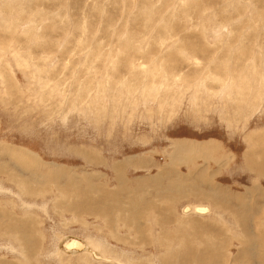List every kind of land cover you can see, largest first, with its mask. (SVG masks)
<instances>
[{
    "label": "rangeland",
    "instance_id": "obj_1",
    "mask_svg": "<svg viewBox=\"0 0 264 264\" xmlns=\"http://www.w3.org/2000/svg\"><path fill=\"white\" fill-rule=\"evenodd\" d=\"M0 264H264V0H0Z\"/></svg>",
    "mask_w": 264,
    "mask_h": 264
},
{
    "label": "crops",
    "instance_id": "obj_2",
    "mask_svg": "<svg viewBox=\"0 0 264 264\" xmlns=\"http://www.w3.org/2000/svg\"><path fill=\"white\" fill-rule=\"evenodd\" d=\"M151 156H148V157H146V156H144V157H142V162H141V164H139V165H158V161H157V159L156 160H153V158H151ZM112 169V168H111ZM107 170V171H106ZM208 171V170H207ZM111 173H112V170H111ZM109 171H108V169H103L102 170V173L101 174H98V173H96V174H93L92 172H90L89 173V181H90V184L91 183H93V187H95V191H96V194H95V196L97 195V193L100 191V190H102L101 191V194H100V199L102 200V204H101V206H103L104 207V205L106 206L107 205V200H108V196H107V186L108 185H110V183H106L107 182V179L105 178L104 179V175H106V176H108V174H111ZM198 173H201L199 170H196L195 171V173H192V175H191V178H190V181H191V183L194 181V180H196L197 179V177H198ZM100 176V177H99ZM205 176H206V178H207V176H209V174H205ZM100 179H104V181H106L105 183L103 182V181H101V182H103V183H100L99 185V187H96L97 185H98V182H99V180ZM183 179L181 178L180 179V181L179 182H181ZM177 181H178V179H177ZM185 181H186V179H185ZM188 182V181H187ZM207 182L209 183V182H211L208 178H207ZM173 183H174V181H173V179H170V184H171V187H173ZM216 183H218V182H216ZM102 184V185H101ZM219 184V186L221 187V185H220V183H218ZM218 184H215V185H218ZM218 186V187H219ZM218 187H215V188H218ZM76 188H78V187H76ZM105 188V189H104ZM222 188V187H221ZM228 188V187H227ZM219 189V188H218ZM223 189H225V187L223 188ZM226 190V189H225ZM230 190V189H229ZM203 193H205L204 195H206V194H208L206 197L208 198V197H212V195L210 194V193H207V192H205L204 190H203ZM70 195H73V198L72 199H70V202L72 203V206H70V208L69 209H67V210H65L63 213L64 214H66V215H73V218L72 219H70L67 223H68V225H71V226H74V225H80L81 223V215H84V216H86V217H89V218H91L92 217V215H88L87 213H86V210L85 211H83V209H82V207H83V205H89L88 206V208H98V204H96V198H95V201L93 200V196L94 195H91V194H89V199H84V200H82V196H83V189H76V191H73V193L72 194H70ZM81 201V203L82 204H77V201ZM86 202V201H88L89 203L88 204H86V203H83V202ZM85 207H87V206H85ZM196 207H199V206H195L194 208H196ZM206 207H209L208 205L206 206ZM79 208V209H78ZM187 208H193L192 206L191 207H187ZM187 208H185L186 210H187ZM94 217V216H93ZM76 219H79L78 221H76ZM97 219V218H96Z\"/></svg>",
    "mask_w": 264,
    "mask_h": 264
},
{
    "label": "bare ground",
    "instance_id": "obj_3",
    "mask_svg": "<svg viewBox=\"0 0 264 264\" xmlns=\"http://www.w3.org/2000/svg\"><path fill=\"white\" fill-rule=\"evenodd\" d=\"M211 147H212V145H210V147H209V145H202L201 147H199V148H194V146H193V144H189L188 143V141H186V142H182L181 144H180V147H179V149H181L182 151H180L181 153H183V151H185L186 149H190V148H193V151L191 152V154L194 156L195 154H200L201 155V153L202 152H205V153H208V152H210L211 151ZM179 152V151H178ZM187 152V151H186ZM181 153H177L178 155L179 154H181ZM185 153V152H184ZM188 154H190V152L188 151V153H186V155L185 156H187ZM26 155H28V153H26V154H22V163H19L20 165L22 164V167H24L25 169H27V160H26V158H27V156ZM177 155V156H178ZM181 155H184V154H181ZM181 155H180V157H181ZM206 156V155H205ZM42 168V167H41ZM36 169V168H35ZM40 171V170H39ZM26 182V181H25ZM186 182H187V180H186ZM27 183V182H26ZM23 185V184H22ZM28 189V188H27ZM29 194V193H28ZM30 195V194H29ZM194 207V206H193ZM193 209L192 208H187V210L186 211H192ZM195 211L194 212H196V213H199V214H205V213H207L210 209H209V207L207 208L206 206H199V207H196L195 209H194ZM208 214V213H207ZM2 236H3V234H2ZM16 238H17V240H19V242H23V243H26V244H30V241H31V239L28 237V236H25V234L24 235H21V237H18V234H17V236H16ZM21 240V241H20ZM18 242V243H19ZM31 245V244H30ZM23 246V245H22ZM26 246V245H25ZM28 246V245H27ZM62 246V252H63V250L65 251V252H69V253H71V252H74V251H78V252H81L82 250H85V248L87 249L88 247H87V245L85 244V242L84 241H80V240H77V239H75V238H68V239H65L64 241H62V243H61V245H60V247ZM77 250H76V249ZM90 249V248H89ZM27 250H29V251H26V250H24V252L25 253H31V252H34V253H36L33 249H27ZM88 250V249H87ZM92 250V249H91ZM95 250V249H94ZM25 253H22V254H25ZM75 253V252H74ZM91 253H92V255H93V257L95 258V259H97V260H102V261H105V259L100 255V254H98L97 252H95V251H91ZM91 255V254H90ZM107 259V258H106Z\"/></svg>",
    "mask_w": 264,
    "mask_h": 264
}]
</instances>
